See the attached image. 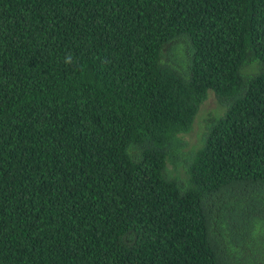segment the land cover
Wrapping results in <instances>:
<instances>
[{
    "label": "trees",
    "instance_id": "obj_1",
    "mask_svg": "<svg viewBox=\"0 0 264 264\" xmlns=\"http://www.w3.org/2000/svg\"><path fill=\"white\" fill-rule=\"evenodd\" d=\"M0 264H264V0H0Z\"/></svg>",
    "mask_w": 264,
    "mask_h": 264
},
{
    "label": "rangeland",
    "instance_id": "obj_2",
    "mask_svg": "<svg viewBox=\"0 0 264 264\" xmlns=\"http://www.w3.org/2000/svg\"><path fill=\"white\" fill-rule=\"evenodd\" d=\"M211 107H216V104H215V100L213 99V97L209 95L204 100L203 104L200 106L199 111L197 112L196 118L194 119V122L192 124V129L189 132V134L187 135V139L189 141L194 137L195 131L198 128V124H199V121L201 119L203 112H206V110L211 108Z\"/></svg>",
    "mask_w": 264,
    "mask_h": 264
}]
</instances>
